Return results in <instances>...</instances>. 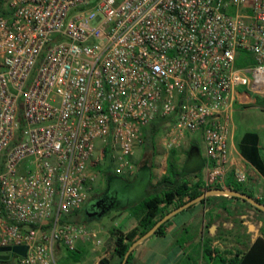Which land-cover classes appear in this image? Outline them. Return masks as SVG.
<instances>
[{
    "label": "built area",
    "instance_id": "1",
    "mask_svg": "<svg viewBox=\"0 0 264 264\" xmlns=\"http://www.w3.org/2000/svg\"><path fill=\"white\" fill-rule=\"evenodd\" d=\"M7 4L0 13V255L57 264L60 247L103 246L99 227L67 217L83 210L106 158L115 174L134 173L131 158L156 119L166 121L169 151L199 133L208 182L226 181L233 92L264 93V0ZM243 52L254 65L236 66ZM236 179L245 182V173ZM16 246L26 255L1 252Z\"/></svg>",
    "mask_w": 264,
    "mask_h": 264
},
{
    "label": "crops",
    "instance_id": "2",
    "mask_svg": "<svg viewBox=\"0 0 264 264\" xmlns=\"http://www.w3.org/2000/svg\"><path fill=\"white\" fill-rule=\"evenodd\" d=\"M250 92L246 88H237L231 98L230 167L226 181L220 185V188L232 189L231 183L238 182L237 171H243L246 175V181L242 183L243 190L252 193L253 197L260 201L264 199V177L241 155L239 144L243 136L239 142L236 141L239 127L234 122L239 107H250L254 103L258 105L257 99L260 97H256V95V98H253ZM260 110L264 112V107L260 106ZM249 132L258 134L262 153L261 137L262 134L264 135V123ZM188 140L190 143H195L193 138ZM200 153L202 154L200 156L206 159V166H201L199 158L190 166V158L185 155L182 168L190 175L186 180L192 183L204 182L205 192L214 190L216 188H213L212 184L208 182L211 165H207V157L202 153L201 148ZM182 156L175 155V158L181 160ZM262 156L264 158L263 153ZM170 157L171 155L167 154L162 160L160 177L157 181L153 178L154 172L158 170L157 159L151 158L150 162L146 157V161H149L150 166L153 167L152 175L149 177V181L152 180L150 187L148 189L145 187L147 192L144 190L143 198L139 203L114 210L113 217L117 216V219L113 222V227L119 229L124 235L138 228V221L132 217L128 209L139 205L149 195L161 192L162 189L157 186L163 176L167 174ZM164 161L166 165L163 163ZM144 162L143 160L139 166ZM256 188L257 190H255ZM186 200L187 198H185ZM174 206L175 204L170 206V209H173ZM252 206L250 202L234 196L210 195L168 220L170 222L163 235L154 234L139 245L133 251L135 252L134 264H218L219 259L229 262L237 256L241 257L251 249L258 239H264V212L260 213L256 207L254 209ZM80 247L85 248L84 258H86L89 254L87 244L80 243L77 248ZM207 250L212 252L210 256L206 255ZM112 253L113 251H107L102 258L109 259L112 257ZM114 262L112 260V263Z\"/></svg>",
    "mask_w": 264,
    "mask_h": 264
},
{
    "label": "trees",
    "instance_id": "3",
    "mask_svg": "<svg viewBox=\"0 0 264 264\" xmlns=\"http://www.w3.org/2000/svg\"><path fill=\"white\" fill-rule=\"evenodd\" d=\"M255 62L250 54L242 53L239 60L236 63L237 67L252 66ZM258 104L264 107V100L261 98L257 99ZM166 121L164 119L154 120L148 127L144 129V156L149 158L155 157L157 155V144L156 139L160 134L163 126H165ZM259 136L255 132H247L243 135L239 150L241 155L254 166V168L264 177V158L259 147ZM198 146L199 144L195 142ZM177 151L173 150L171 152V157L168 161V171L167 174L163 176L161 181L158 183V187L162 190L160 195L154 196L149 195L144 199L139 205L140 209L134 210L135 207L129 208L128 211L132 217L136 218L138 221V228L133 230L126 235H124L119 229L112 227L110 229V239L107 241V246L105 248L107 251H113L111 258H102L100 264H122L127 252L129 251L132 244L138 240L141 236L150 231L162 218L169 214L173 209H178L179 207L185 205L187 202L194 200L201 196L206 188L204 189V182L192 183L186 180L190 177L187 171L182 168L180 171L177 169V160L175 158ZM200 155H202L200 153ZM199 161L201 166H206V159L200 156ZM151 162V161H150ZM152 166L149 167L150 176L152 175ZM117 175L113 172H109ZM107 173V175L109 174ZM119 176V175H117ZM122 177V176H120ZM126 181L129 179L126 178ZM152 181V180H151ZM150 181V183H151ZM213 188H220V185H212ZM230 187L235 191L248 193L242 188V183L233 182ZM253 197L252 193H248ZM185 198L187 200L185 201ZM264 204V199L260 200ZM175 204L173 209L170 206ZM253 207V206H252ZM256 209L255 207H253ZM260 213L262 211L256 209ZM83 211V210H82ZM84 212V211H83ZM81 213L77 215H72L67 217L69 222H80V223H91L88 218L82 220ZM106 216V215H105ZM101 220V219H100ZM170 221L164 223L155 234L163 235L166 226ZM113 242L115 246L112 247ZM69 257L66 261L64 260L61 264H78L83 261L85 257L86 250L83 247L77 248L76 250H68ZM207 256L212 254L211 251L207 250ZM112 260L115 261L112 263ZM135 252L131 253L126 264H134ZM218 264H264V239H258L251 249L243 254L241 257L237 256L234 260L227 262L226 260L219 259ZM0 263H4L0 261Z\"/></svg>",
    "mask_w": 264,
    "mask_h": 264
},
{
    "label": "rangeland",
    "instance_id": "4",
    "mask_svg": "<svg viewBox=\"0 0 264 264\" xmlns=\"http://www.w3.org/2000/svg\"><path fill=\"white\" fill-rule=\"evenodd\" d=\"M8 0H0V13H5L8 10ZM251 95L253 98L260 97L261 99H264V93H255L251 91ZM257 95V96H256ZM256 96V97H255ZM238 112L235 115L234 122L236 123V126L239 127V130L237 131V142L240 141L241 137L249 131H254L257 126L260 124L264 123V112L260 110V105L258 104H253L250 107H239ZM167 131V125L163 126L160 134L157 136L156 139V144H157V155L155 157H152L153 159H157V168L158 170L154 172V180L157 181V179L160 177V167H161V162L162 160L165 159V155L169 154L171 155L172 151H169L165 144H164V136L165 132ZM193 139L195 142H197L200 145L202 153L205 154V145L202 140V137L199 133L195 134L193 136ZM190 141L187 140L186 143L177 151V155H183L181 160H178L177 158V169L180 171L183 166V159L185 155H187L186 151L188 150ZM103 148V144L101 142L97 143V149L100 152L101 149ZM261 148H262V153L264 155V135L262 134L261 137ZM98 152V153H99ZM144 150L143 146L139 147L135 153V155L131 158V163L134 165V173L126 175V178L131 180L134 177V174L137 171V168L139 165L144 161H146V156H144ZM151 159V158H150ZM152 159V160H153ZM149 160V159H148ZM166 165V162H163ZM100 171V175L98 178L97 183L94 186L93 192L90 193L89 199H92L96 197L98 194H100L106 187V176L107 173L113 172L116 173V166L110 161V159L106 158L102 164L98 166V169ZM244 183V182H243ZM257 190V188L255 189ZM154 196L160 195V193H153ZM141 205H138L134 210L136 211L137 209H140ZM81 218L82 220L86 219V214L81 211ZM115 215V211L107 214L104 216L101 220L94 221L92 222L93 226L99 227L102 231V238L104 240V245L101 247H95L92 244H87V248L89 250V254L84 258V261L78 263V264H100V261L102 259V256L106 252L105 248L107 246V241L110 239V229L113 227V222L117 219V216ZM136 219V218H135ZM115 246V243L113 242L112 247ZM10 260L6 261L2 264H20L19 263V258L13 254L10 255ZM69 252L65 248H59L56 254V262L57 264H61L64 260L66 261L69 257Z\"/></svg>",
    "mask_w": 264,
    "mask_h": 264
},
{
    "label": "water",
    "instance_id": "5",
    "mask_svg": "<svg viewBox=\"0 0 264 264\" xmlns=\"http://www.w3.org/2000/svg\"><path fill=\"white\" fill-rule=\"evenodd\" d=\"M195 148L197 150V158H200V147L198 145H195ZM190 166L194 164V158L192 157V155L190 156ZM145 183L141 182V184H135L133 186V188H131L130 190H126L124 194L121 195V199L123 201H130V203L124 205L123 208L131 206V205H135L137 203H139L142 198H143V194H144V190H145ZM210 195H226V196H234L237 198H241L244 199L248 202H250L254 207H256L257 209H259L260 211L264 212V204L261 203L258 199H256L255 197H252L246 193H242L239 191H235L233 189H229V190H224L221 188H216L214 190H208L205 193H203L201 196H199L198 198L189 201L188 203H186L185 205L179 207L178 209H175L174 211L170 212L169 214H167L164 218H162L150 231H148L146 234H144L143 236H141L138 240H136L132 246L130 247L129 251L126 254V257L123 261L122 264H126L127 260L130 256L131 253H133V251L139 246L141 245L144 241H146L148 238H150L151 236H153L157 230L164 224L166 223L168 220H170L173 216H175L176 214H178L179 212L185 210L186 208L190 207L191 205L207 198ZM134 200V201H132ZM132 201V202H131ZM104 200H93L90 202L88 209L90 208H95V213L93 215L91 214H87L88 215V219L90 220V222H94V221H98L100 219H102L105 215H107V212L110 211V208H105L104 206ZM120 207V206H119ZM87 209V210H88ZM27 247L26 246H16V247H7V248H2L1 252H10L12 251L15 254L18 255H22L25 256L26 252H27ZM10 260V255H0V261L2 262H6Z\"/></svg>",
    "mask_w": 264,
    "mask_h": 264
},
{
    "label": "flooded vegetation",
    "instance_id": "6",
    "mask_svg": "<svg viewBox=\"0 0 264 264\" xmlns=\"http://www.w3.org/2000/svg\"><path fill=\"white\" fill-rule=\"evenodd\" d=\"M195 145L196 144L193 142L190 143V145L188 147L187 155L189 156V158L192 155V157L194 158V162H197L198 161V158H197L198 153H197V150L195 148ZM149 167H150L149 161H145L143 163V165H141L137 168V171L134 174L133 179H131L129 181H126V177H123V176L120 177V176L114 175L112 173H109L106 176V187H105V189L100 194H98L96 197L87 201V203L83 207V211L86 214V218H88V215H87L88 213L91 215H93L95 213V208L88 209L90 202L93 200H98V201L104 200L105 201L104 202L105 208H110V211L107 212V214H109L112 211L119 209V208H123L124 205L130 203V201H128V202L123 201L121 199V195L124 194L126 190H130L131 188H133V186L135 184L137 185V184H141V182L142 183L144 182L146 184L145 185L146 189H148L150 187ZM146 189H145V191L147 192ZM132 201H134V200H132Z\"/></svg>",
    "mask_w": 264,
    "mask_h": 264
}]
</instances>
